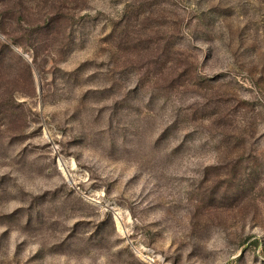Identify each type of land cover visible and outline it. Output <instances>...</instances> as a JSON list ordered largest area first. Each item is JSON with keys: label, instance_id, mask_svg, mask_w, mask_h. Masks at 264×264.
Segmentation results:
<instances>
[{"label": "rangeland", "instance_id": "rangeland-1", "mask_svg": "<svg viewBox=\"0 0 264 264\" xmlns=\"http://www.w3.org/2000/svg\"><path fill=\"white\" fill-rule=\"evenodd\" d=\"M0 264H264V0H0Z\"/></svg>", "mask_w": 264, "mask_h": 264}]
</instances>
